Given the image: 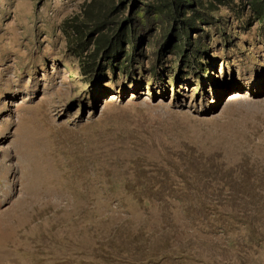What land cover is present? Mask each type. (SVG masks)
Instances as JSON below:
<instances>
[{
	"label": "rangeland",
	"instance_id": "374dc122",
	"mask_svg": "<svg viewBox=\"0 0 264 264\" xmlns=\"http://www.w3.org/2000/svg\"><path fill=\"white\" fill-rule=\"evenodd\" d=\"M194 1L0 0V264H264V0Z\"/></svg>",
	"mask_w": 264,
	"mask_h": 264
},
{
	"label": "trees",
	"instance_id": "16d2710c",
	"mask_svg": "<svg viewBox=\"0 0 264 264\" xmlns=\"http://www.w3.org/2000/svg\"><path fill=\"white\" fill-rule=\"evenodd\" d=\"M155 1L154 12L152 15L156 18H167L168 20H172L173 23H177L178 28H190V26L194 25V18L196 17L193 14L194 10V0H153ZM216 2L218 5H221L225 0H212ZM107 0H90L88 4H86L84 10V23L83 28L88 31L87 37L92 35H96V43L95 47L103 44L106 40L111 45V40L108 36H110L111 31H116L115 39L124 38V34L120 35L119 32L123 33V31H128V25L120 24L117 22L109 21V17L114 9L108 11L106 8ZM112 3V2H111ZM191 14V15H188ZM110 25V27H108ZM182 26V27H181ZM82 31L79 28H75L74 34L80 37V33ZM124 35V36H123ZM114 45L115 44L114 42ZM96 49V48H95ZM77 54V53H76ZM79 57L80 55L77 54Z\"/></svg>",
	"mask_w": 264,
	"mask_h": 264
},
{
	"label": "bare ground",
	"instance_id": "6f19581e",
	"mask_svg": "<svg viewBox=\"0 0 264 264\" xmlns=\"http://www.w3.org/2000/svg\"><path fill=\"white\" fill-rule=\"evenodd\" d=\"M11 27V26H10ZM7 31H9V30H7ZM4 40V36H1L0 37V42H2ZM12 41V40H11Z\"/></svg>",
	"mask_w": 264,
	"mask_h": 264
}]
</instances>
